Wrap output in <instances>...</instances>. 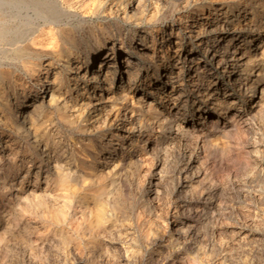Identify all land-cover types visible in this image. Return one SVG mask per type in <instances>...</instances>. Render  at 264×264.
Segmentation results:
<instances>
[{"label":"bare ground","instance_id":"obj_1","mask_svg":"<svg viewBox=\"0 0 264 264\" xmlns=\"http://www.w3.org/2000/svg\"><path fill=\"white\" fill-rule=\"evenodd\" d=\"M179 1L182 4V8H177L179 4L176 7V3L167 0H0V49L3 51H11L14 54V61L9 64L5 63L8 64V67L2 70L4 77L0 82V127L3 128V131L12 134L13 137L10 134L5 136L0 135V155L9 157L13 154L11 147L13 143L12 139L20 138L23 140L24 144V146L22 145L23 154H28V160L32 162V165L38 164L35 166L36 172L34 182L36 184H29L28 178L32 171L27 169L24 174H20L19 177H17L19 179V188L17 191L27 194L33 193L32 195L35 197V188L45 189L49 185L51 187V183L53 182L59 187H55L57 190L63 188L70 191L71 196H68L66 199L67 207L71 206L70 204L73 199H76L78 202V214L81 216V222L84 225L90 228H100L105 225L106 211H109L106 205L109 202L108 198H110L109 195L112 192L111 187L119 183L117 162L125 160L132 161L133 159L139 166H143V163L146 162H143L144 160L139 158L148 155L147 153L154 148L157 140L160 138H157L155 133L150 130L151 127H148L149 123L152 121L159 122L161 120L169 121L170 113L183 107L182 104L178 105V103L189 101V108H191L187 109L191 111L194 110L193 113H195L196 118L194 119L191 117V119L186 121L182 120V118L174 120V128L176 129L175 137L178 138L190 130L202 132L211 126L222 127L227 124H235L237 126L238 122L246 121L250 115L260 110L258 107L264 100L263 25H258L252 17H246L247 14L245 10L237 14L239 17L237 20L230 19V21L225 24H218L219 15H226L225 10L218 7L213 8V11H217L213 12V15H210L211 11L207 10L204 12L203 5L200 2V4L196 5L195 1L192 0ZM252 8L257 7L256 5H252ZM80 12L83 16H99L106 18L107 21L92 27H83L80 30L74 29V26L63 27L59 25L61 17L66 15H77ZM34 16L36 21L30 22L29 19ZM110 21L114 22L115 30L110 27ZM224 21L228 20L225 19ZM232 21H235V23ZM153 23L157 24L156 29L154 28L155 30L151 28V24ZM141 24H144V26H142L144 29L140 28L139 25ZM137 26H139V29ZM120 27L127 29V34L130 35V43H132L130 47H126L114 39V37L120 35L119 31H116ZM155 31L156 35L154 34ZM208 31H214L211 38L203 34V32ZM179 33H181L182 37H186L187 40H190V37H194L196 39L195 45L199 46L200 49H189L192 48V44L190 43H188L189 47L181 49L179 42L180 37H178ZM157 35L160 39L166 40L170 39L171 36H177L176 39L166 47V50L169 51V53H167L168 61L166 62L156 61L153 56H149L151 53L149 54L146 52L148 48L152 50L157 40ZM83 40L85 42L81 43ZM134 41L138 43L135 49L140 50L134 51ZM184 59L187 62L186 64L183 63ZM38 66H42V71L40 73L38 72ZM220 68H223L225 74H220L218 72ZM149 69L153 72L149 71ZM16 73L28 76L30 84L34 88L38 81L43 82L33 93L16 95ZM183 82H186L187 87L183 86ZM144 83L147 85L146 87H144ZM234 89L238 90L242 98L239 99L238 97H234L231 98L229 102L225 100L224 103H221L222 96L232 95ZM9 91L15 94V96H8L7 93ZM220 92H222L223 95H221ZM64 93H69L71 95V102L68 103V101L64 100ZM69 107H71L72 110L70 109V111H68ZM213 110L217 111L214 113L212 112ZM46 111H52L54 115L52 123L56 127L77 129L80 132H87L88 135L94 133L95 124L103 115V121L101 122H103L107 128H104V133H98L100 136L95 138L94 145L85 142L83 143L82 149L74 145L72 155L77 160L76 169L74 171L68 170L64 172L62 164L60 163L61 165H59V163L54 160L56 140L53 134L49 133V128L45 123L46 119H44L43 113ZM255 114L257 115V113ZM213 115L215 117H212ZM135 118L137 120L136 123ZM199 118L202 119L198 121ZM160 123H158V125ZM232 128H234V125ZM158 129L159 127L156 128V130ZM219 131L220 130H218V132ZM195 134L196 133H194V135ZM10 137L12 138L10 139ZM201 137L202 136H200V138ZM251 141L252 140H250V142ZM163 148L161 147L162 150ZM189 149L190 148H188V151ZM164 151H166V148ZM187 153L189 155V152ZM152 154L149 155L152 156ZM200 156H202V154ZM25 159L27 158L23 156L21 161L22 164ZM145 159L147 158L145 157ZM200 159H198V162ZM66 161L68 160H65V162ZM200 162H202L200 164L202 165L204 161ZM198 165L197 163V166ZM183 166L185 167V165ZM195 173L197 174V172ZM203 174L205 175V173ZM196 176L198 177V175ZM201 176L203 175L201 174ZM122 183L120 185H123ZM135 183L139 182H134V184ZM13 186L14 184L8 176H0V192H2L3 195L10 194L14 200H19V197L23 199L19 193L14 192L15 188ZM130 187L131 186H129V189ZM133 189L136 188L133 187ZM156 190L154 192H156ZM204 190L206 191L207 189ZM204 190L202 192H204ZM66 192L68 193V191ZM48 193L49 191L47 194ZM58 194L59 193H57V195ZM156 197L157 196H155V198ZM53 199L52 197V200ZM56 200H58V198ZM56 200L54 199V201ZM90 200L94 201V203L91 201L94 205H92L93 207L91 206L92 208L88 207L90 205L87 206L85 204L86 201ZM18 203H16L17 207ZM144 205L145 204H143V206ZM41 208L42 217L44 218L52 216L53 218H60L64 221L74 217V213H72L73 210L70 211L64 208L52 209L47 205H42ZM9 213L10 212H8V214ZM158 222L159 221L156 223ZM6 226L8 227V225ZM158 226H160V224ZM154 227L152 226L151 228L153 229ZM177 228L179 229L180 227L176 226V231ZM146 229L147 228L143 231L147 232V230H149L152 232V230ZM156 229L159 230L157 227ZM106 232L110 231L107 230ZM178 232L181 234V231ZM184 232L182 231V234H184ZM173 235H175V233ZM96 239L98 240V238ZM99 243L101 242L99 241ZM183 246L185 247V245ZM104 247L106 246L104 245Z\"/></svg>","mask_w":264,"mask_h":264},{"label":"rangeland","instance_id":"obj_2","mask_svg":"<svg viewBox=\"0 0 264 264\" xmlns=\"http://www.w3.org/2000/svg\"><path fill=\"white\" fill-rule=\"evenodd\" d=\"M167 1H172L176 3V7L179 4L177 8H182L181 7L182 4L179 0H167ZM192 1H195L196 5L201 3L203 5L204 12L210 10L211 11L210 15H213V12L217 11V10L213 11V8L218 7L222 10H225L226 15H219L218 24H222V23L225 24L229 22L230 19L237 20V18H239L237 14L238 13L240 14L243 10H245L247 14L246 17H252L258 25L260 26L263 25L264 28V22H263L264 0H192ZM252 5H256L257 8H252ZM77 15H66L61 17L59 25L63 27L74 26V29L80 30L83 27L84 28H86L87 26L92 27L104 21H107L106 18L99 16H94V15L83 16L81 12ZM225 19L228 21H224ZM29 21L35 22L36 21L35 16L29 19ZM233 23H235V21ZM109 24L110 27L113 30H115L114 22L110 21ZM139 26L141 29H144V27H142L144 26V24H141ZM139 26H137L138 29ZM156 27H157L156 23L151 24V28L153 30H155ZM116 31H119L120 35L114 37V39L117 42L122 43V45L126 47L127 46L130 47L132 43H130L131 42L129 40L130 35L127 34V29L126 28L124 29V27H120ZM213 32L214 31H208V32H203V34L206 37L211 38ZM154 34L156 35V31ZM176 37L177 36H171L170 39L166 40V39H160V37L157 35L156 36L157 40L155 42V45H153L152 50L151 48H148L146 50V52L151 54L150 55L148 53L147 54L150 57L153 56V58L156 61H165V62L168 61L167 53H169V51L166 50V47L169 43L175 40ZM178 37H180L179 42L181 45V49L185 47H189L188 43L192 44V48L189 49H195V48L200 49L199 46L195 45L196 39L194 37H190V40H187L186 37L181 36V33L178 34ZM84 42L85 41L83 40L81 43ZM137 44H138L137 42L134 43V51L140 50V49H135V47L138 46ZM13 57H14L13 52L3 51L0 49V82L4 77V73L2 70L6 69L8 67V64L14 61ZM183 63L184 64L187 63L185 59ZM41 69L42 66L40 67L38 66L39 73L42 71ZM149 71L151 70L149 69ZM218 72L220 74H225L223 68L218 69ZM15 81H16V88H15L16 95L33 93L35 89H37L43 82V81H38L36 87L34 88L31 86L28 76H23L17 73L15 75ZM145 83H144V87L147 86L145 85ZM183 86H186V82H183ZM220 94L223 95L222 92H220ZM7 95L10 97H13V95L15 96V94H13L10 91L7 93ZM232 95L230 96L223 95L221 103H224L225 100L229 102V100L234 97H238L239 99L242 98L238 90L235 89ZM64 97H65L64 100L68 101V103L71 102L70 101L71 95L69 93L66 94L64 93ZM263 101L262 104L258 107L260 110L257 109L258 111L256 110L257 112H254V114L250 115L248 119H246V121L240 123L238 122L237 126L235 124H227L222 126L223 128L221 126L219 127L211 126L206 128L202 132L189 129L190 130L188 131L189 133L187 132L186 134L182 135L181 137L179 136L178 138L175 137L176 129L174 128L175 127L174 120L178 118H182V120L186 121L188 119H191V117L194 119L196 118L195 113H193L194 110L192 111L188 110L191 108V107L189 108L190 106L189 101L179 102L178 105L182 104L183 107H181L179 110L172 111L169 115V121H165V120L164 121L161 120L159 122L150 121L151 123L148 124V127L149 128L151 127L150 130L153 133H155L157 138L158 137L160 138L159 140H157L154 148L147 153L148 155L146 156L144 155L143 157L139 158L144 160L143 162H146V163L142 162L143 166H139L138 163L134 162L133 159L132 161L125 160L126 162L125 161L117 162L118 163L117 171L119 170L118 171L119 183L115 184L117 187L114 185H113L114 187L113 186L111 187L112 192L109 195L110 197L108 198L109 202L106 205V208H108L107 210L109 211H106V221H105V225L103 226L105 228L100 227L101 229L95 227L90 228L84 225L81 222L82 221L81 216L78 214V208H77L78 202L76 201V199L75 200L73 199L70 204L71 206L67 207L66 199L68 196H71L70 191L68 189H63V188H60L61 190L59 189L57 190V188L59 187L55 185L53 182L51 183L52 184L51 187L49 185L45 189L35 188L34 190L35 197L32 195L33 193L27 194L24 192L22 193L20 191H17V189L19 188L18 185L19 179L17 177H19L20 174L21 175L24 174L27 171V169H30V171H32V173L29 175L28 178L29 184L30 185L36 184L34 182L35 181L34 176L36 172L35 166L38 164L32 165V162L28 160L29 159L28 154H23L24 152L22 147L24 146V144L22 139L20 138L12 139L13 143L11 147L13 150L12 151L13 154H11L9 157L0 155V176H5V175L8 176V178H10L14 184L13 187L15 188L14 189L15 191L14 190L13 191L15 193H19V195L22 196L23 199L22 198L20 199L19 197L18 198L19 200L17 199L14 200L10 194L3 195V193L0 192V213H1L0 214V219H1L0 220V264H200V263L201 264L203 263L204 264H264V104H263L264 102ZM70 109L72 110V108L69 107L68 111H70ZM216 111L217 110H213L212 112L215 113ZM44 113H43L44 115L43 117L44 119H46L45 123L49 128V133L53 134V137L56 140L54 160L58 162L59 165L62 164V167L64 168V172H67L68 170L74 171L77 165V160L72 155V149L74 145L81 149L83 148V143L85 142L94 145L95 138L99 137L100 136L99 134L104 133L103 131L104 128L105 129L107 128V126H105L104 123L101 122L103 121L102 119L103 115L95 124L96 126L94 128V133L88 135L87 132H80L77 129L76 130L64 129L61 127H56L52 123L54 118L52 111H46ZM255 113H257V115ZM258 114L261 115L259 116ZM214 115L212 117H215ZM201 119L202 118H199L198 121ZM136 122L137 120L135 118V123ZM156 122L158 123L161 122L159 124L161 126H159L158 123ZM233 125L234 128H232ZM158 127L159 129L156 130V128ZM1 128L2 127H0L1 136L10 134L9 132L3 131V128L2 129ZM173 128L175 131L173 130ZM217 129L220 130L219 131L220 133L218 132ZM194 133L196 134L194 135ZM203 133H204V138H203ZM10 135L13 137L12 134ZM200 136H202L201 137L202 139L200 138ZM12 137H10V139ZM250 140L252 141L250 142ZM253 143H255L256 145ZM160 145L162 148L165 145L163 150L161 149ZM201 146L204 148V150ZM165 148L166 151H164ZM188 148H190L189 151ZM175 151L177 152V154ZM186 151L189 152V155ZM149 154L150 155L152 154V156H150ZM201 154L202 156H200ZM23 156H25V158L27 159H25L22 164L21 161ZM145 157L147 159H145ZM197 158L202 159V160L200 159L199 162L204 161L202 165H200L202 162L199 163ZM9 160H11L12 162ZM65 160L68 161L65 162ZM184 162L187 164V166ZM197 163L200 166L199 165L197 166ZM183 165H185V167ZM198 169H200L201 171ZM121 171L123 172L124 175L122 174ZM195 172H197V174ZM201 172L205 173V175ZM201 174L203 176H201ZM196 175H198V177ZM133 179L134 182H139V183L134 184ZM121 183L123 185H120ZM56 186L57 188H55ZM129 186H131L130 189ZM132 186L136 189H133ZM202 189L203 190L207 189L206 190L207 192L205 190L204 192H202L203 191ZM155 190L156 192H154ZM48 191L49 193L47 194ZM66 191H68V193ZM116 191L118 192L120 191V192L118 193ZM57 193L59 194L57 195ZM111 194H115V195H111ZM155 196L157 197L155 198ZM52 197L55 200L58 198V200L54 201V199L52 200ZM118 199H121L122 201ZM91 201L94 203L93 200L86 201L85 203L87 206L90 205L88 206L90 208L94 206ZM126 202H129L130 204ZM16 203H18V207L16 206ZM143 204L145 205L143 206ZM42 205H47L52 209L64 208L70 211L73 210L74 212L72 211V213H74V217L72 219L64 220V221H62L60 218H53L52 216L44 218L42 217V208H41ZM207 205L210 207H208ZM8 212L10 213L8 214ZM19 213H21L22 215ZM157 221H159L160 223L159 222L156 223ZM138 223H140L141 225ZM161 223L163 224V226ZM201 223L204 225H202ZM3 224L8 225V227L6 225L4 226ZM159 224L160 226H158ZM152 226L155 227L152 229L151 228ZM176 226L180 227L179 229L177 228V231L175 229ZM156 227L159 228V230L156 229ZM145 228L152 230L153 233L147 229H146L147 232H144L143 230ZM185 228L188 230H186ZM107 230L110 231L111 233L106 232ZM148 231L152 236L149 234ZM178 231H181V234L182 231L183 232L185 231L186 233L184 232V234L181 235ZM101 232L102 233L104 232L105 234L104 233L102 234ZM174 233L175 235H173ZM104 235H106L107 237ZM96 238H98V240ZM99 241L101 243H99ZM99 244H101L102 246ZM104 245L106 247H104ZM183 245H185V247Z\"/></svg>","mask_w":264,"mask_h":264}]
</instances>
